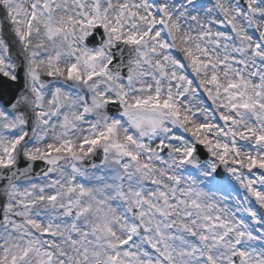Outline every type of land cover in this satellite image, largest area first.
I'll return each instance as SVG.
<instances>
[{
	"label": "snow or ice",
	"instance_id": "snow-or-ice-1",
	"mask_svg": "<svg viewBox=\"0 0 264 264\" xmlns=\"http://www.w3.org/2000/svg\"><path fill=\"white\" fill-rule=\"evenodd\" d=\"M0 264H264V0H0Z\"/></svg>",
	"mask_w": 264,
	"mask_h": 264
}]
</instances>
